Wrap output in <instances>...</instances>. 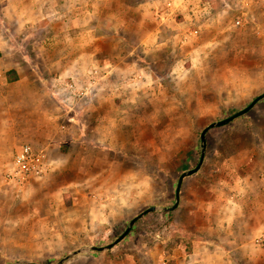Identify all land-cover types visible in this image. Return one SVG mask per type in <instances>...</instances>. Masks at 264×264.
Masks as SVG:
<instances>
[{"label":"rangeland","instance_id":"1","mask_svg":"<svg viewBox=\"0 0 264 264\" xmlns=\"http://www.w3.org/2000/svg\"><path fill=\"white\" fill-rule=\"evenodd\" d=\"M58 1L0 0V264H57L173 206L202 131L264 93V0H203L200 21L160 0ZM262 120L264 99L211 129L178 209L65 264H264ZM24 145L44 176L16 175Z\"/></svg>","mask_w":264,"mask_h":264},{"label":"water","instance_id":"2","mask_svg":"<svg viewBox=\"0 0 264 264\" xmlns=\"http://www.w3.org/2000/svg\"><path fill=\"white\" fill-rule=\"evenodd\" d=\"M263 99H264V93L260 94L254 100H252L250 102V104L248 106H246L244 109L240 110L239 112H236L235 114L231 115L228 118H225L221 121L214 122V123L210 124L208 127H206L202 131V133H201L202 150H201L200 160H199V162L195 168L188 170V171H186L180 175L179 180H178V184L176 187L175 203L173 206L168 207V208H160L157 206H152V207L146 209L145 211H143L141 214H139L135 218H133L130 221L127 229L113 243H111L107 246H104V247L92 246L86 250H77V251L69 254L68 256L62 258L57 264H65L67 261L73 259L74 257H76L78 255H86V254H89L90 252H103V251L111 250L115 246H117L120 242H122L130 234V232L132 231L136 222L138 220H140L141 218H143L144 216H146L147 214L158 211V210L165 211V212H173L176 209H178L180 206V202H181V191H182V186H183L184 180L188 177H191V176L197 174L201 170V168L204 164V161L206 158V152H207V141H206L207 133L211 129L226 126V125L230 124L231 122H233L235 119H238V118L248 114ZM15 264H37V263L31 262L28 260H22V261H17Z\"/></svg>","mask_w":264,"mask_h":264},{"label":"crops","instance_id":"3","mask_svg":"<svg viewBox=\"0 0 264 264\" xmlns=\"http://www.w3.org/2000/svg\"><path fill=\"white\" fill-rule=\"evenodd\" d=\"M58 1V0H57ZM61 0H59L58 2L59 3H62L60 2ZM157 1L159 0H143V2L146 4L148 2V4H151L152 2L153 3H156ZM160 1H166L168 3V5L171 7L169 10L171 11H174V12H178L181 11V10H187V13L190 14V17H191V12L193 13V16L192 17H195L196 18V21H200L202 18H201V15L202 13H204L203 11H206V10H209L211 9V6L207 5L206 3H204L203 0H160ZM63 4V3H62ZM61 4V5H62ZM65 5V4H64ZM193 6V7H192ZM86 7H83V9H85ZM87 9V8H86ZM55 10V8H54ZM190 10V13L188 12ZM166 15V14H164ZM163 15V16H164ZM191 17V18H192ZM246 185L243 187L245 188ZM264 187V185H263ZM242 189V188H241ZM246 190V188L244 189ZM246 202V201H245ZM239 205L240 207L242 208L240 211V214H239V219L243 218V221L244 222H251L252 221V216H251V213L248 212V210L246 209L247 207V204L244 203L242 200L239 201ZM244 210V211H243ZM231 219H235V218H231ZM261 223L264 222V220L261 218L259 220ZM150 253V252H149ZM228 254V253H227ZM223 257V252L221 251H214L213 252V255L214 257H218L219 259L222 258V262H220L219 264H229L230 262L228 261V259H226V255ZM186 258H188V255H186ZM130 260V264H134L132 259L128 258ZM182 261L178 259V262L176 264H180ZM185 263L183 264H194L192 262H187V260L184 261ZM138 264H142L140 262V259H138ZM153 264H158L157 263H153ZM198 264H201L200 262Z\"/></svg>","mask_w":264,"mask_h":264},{"label":"built area","instance_id":"4","mask_svg":"<svg viewBox=\"0 0 264 264\" xmlns=\"http://www.w3.org/2000/svg\"><path fill=\"white\" fill-rule=\"evenodd\" d=\"M49 161L43 151L28 145L21 146L14 155V171L22 178H39L49 171Z\"/></svg>","mask_w":264,"mask_h":264},{"label":"snow or ice","instance_id":"5","mask_svg":"<svg viewBox=\"0 0 264 264\" xmlns=\"http://www.w3.org/2000/svg\"><path fill=\"white\" fill-rule=\"evenodd\" d=\"M262 123H264V120H262Z\"/></svg>","mask_w":264,"mask_h":264}]
</instances>
